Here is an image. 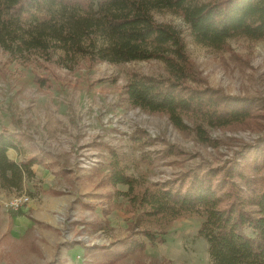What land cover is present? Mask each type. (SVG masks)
I'll return each instance as SVG.
<instances>
[{
    "label": "rangeland",
    "instance_id": "374dc122",
    "mask_svg": "<svg viewBox=\"0 0 264 264\" xmlns=\"http://www.w3.org/2000/svg\"><path fill=\"white\" fill-rule=\"evenodd\" d=\"M153 18L180 31L197 81L264 105V38L236 36L221 47H212L194 40L181 13L160 9L153 11ZM132 71L167 75L165 63L158 59L92 61L58 49L48 58L31 54L11 60L0 47V124L21 134L23 155L43 154L45 161L31 167L33 174L24 180L21 191L0 185V212L9 214L10 224L11 213L18 210L5 209V203L25 194L29 201L21 210L27 211L29 203L40 204V198L52 194L50 187L62 190L69 200L53 212L51 226L36 222L35 231L17 236L0 228V264H100V253L89 246H108L112 251L125 241L129 223L143 218L142 211L132 212L126 207L127 199L114 193L125 191L126 185L114 188L101 183L108 171L104 145L122 157L129 174L146 182L169 179L198 164L218 165L242 143L259 139L257 144L264 148V109L254 117L260 124L257 131L254 126L208 128L219 144L204 146L192 132L174 127L167 116L143 112L126 102L124 86ZM36 77H43L50 86H38ZM168 145L186 154L163 156ZM9 152L11 158L20 159L16 151ZM104 208L109 209L106 216ZM201 221L198 215L183 214L171 221L141 222L139 226L162 233L165 240L146 244L142 253L112 264H210L207 243L197 235Z\"/></svg>",
    "mask_w": 264,
    "mask_h": 264
},
{
    "label": "trees",
    "instance_id": "16d2710c",
    "mask_svg": "<svg viewBox=\"0 0 264 264\" xmlns=\"http://www.w3.org/2000/svg\"><path fill=\"white\" fill-rule=\"evenodd\" d=\"M160 9L181 13L194 40L207 46L221 47L236 36L264 38V0H0V47L11 60L31 54L48 58L58 49L92 61L158 59L166 65V76L134 71L128 75L124 95L130 106L167 116L179 131L192 132L201 145L212 148L219 141L210 137L208 128L254 126L257 131L260 124L254 117L264 105L197 81L180 31L153 18V11ZM45 80L34 78L38 86L49 87ZM257 141L242 143L218 165L198 164L153 182L129 174L122 157L104 145L108 171L101 183L114 188L126 185L125 191L114 193L124 196L126 207L142 211L146 219L130 222L125 241L112 251L108 246H89L100 253V264L142 253L146 244L165 240L162 233L139 226L141 222L171 221L183 214L202 218L197 235L207 243L210 264H264V148ZM22 143L21 134L0 124L2 187L21 191L24 180L33 174L31 167L43 162V154L23 155ZM9 150L20 159H11ZM185 154L173 145L163 152V156ZM102 212L106 216L109 209Z\"/></svg>",
    "mask_w": 264,
    "mask_h": 264
},
{
    "label": "crops",
    "instance_id": "0c3cea01",
    "mask_svg": "<svg viewBox=\"0 0 264 264\" xmlns=\"http://www.w3.org/2000/svg\"><path fill=\"white\" fill-rule=\"evenodd\" d=\"M9 153L10 152L8 151V154ZM9 157L11 158V156ZM11 159H14V158H11ZM43 163L45 164V161ZM49 174L50 176H53L50 172ZM41 178L44 179V176ZM84 178L85 180H87L86 179L87 176H84ZM50 188H54V187H50ZM65 196L66 194L64 195L63 194H60V195L51 194L50 196L40 198L42 201L40 202V204H38L39 202L29 203L27 206V211H24L25 212L24 214L11 213L10 224H8L9 214L4 213L5 215H3V212L2 213L0 212V220H3L2 227L0 228L5 232L9 231L11 234L17 236V235L27 234L29 230L35 231L36 222L40 223V225H50L51 226L55 222L53 212L55 211L58 212L60 208L64 207L65 205H68L69 200ZM101 199H104V198H101ZM4 219H5V223H4ZM34 242L36 243L35 246L37 250H40L39 244L36 241Z\"/></svg>",
    "mask_w": 264,
    "mask_h": 264
},
{
    "label": "built area",
    "instance_id": "2783aa9c",
    "mask_svg": "<svg viewBox=\"0 0 264 264\" xmlns=\"http://www.w3.org/2000/svg\"><path fill=\"white\" fill-rule=\"evenodd\" d=\"M29 201V196L25 194H21L18 196L13 197L10 201L5 203V209L7 210H18L23 208V205Z\"/></svg>",
    "mask_w": 264,
    "mask_h": 264
}]
</instances>
